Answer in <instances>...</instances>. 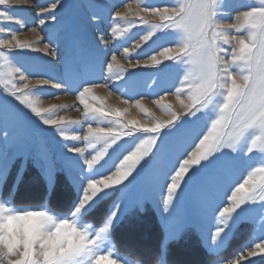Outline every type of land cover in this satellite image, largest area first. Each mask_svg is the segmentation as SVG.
<instances>
[{"label":"snow or ice","instance_id":"snow-or-ice-1","mask_svg":"<svg viewBox=\"0 0 264 264\" xmlns=\"http://www.w3.org/2000/svg\"><path fill=\"white\" fill-rule=\"evenodd\" d=\"M6 5H9V0H0V6ZM245 7L247 10L238 11L234 22L224 28L221 20L229 14L226 11L229 8L228 0H175L172 6L162 8L144 4L141 11L159 16L163 22L150 24L141 17L140 22L149 27L140 41L147 43L158 31L172 34L175 46L164 47L159 56L182 66L177 70L183 78L175 92L178 97L182 92L187 96L189 103L181 101L186 112L182 117L171 112V119L156 120L151 126L138 127L139 121L136 120L120 124L119 129L94 128L89 123L87 135L83 137L88 141V147L100 143L105 146L91 159L84 157V149L67 143L60 150L50 149L47 145L32 147L26 134L30 128L29 117L18 105L34 114L43 125L55 126L64 141H79L81 137L67 136L60 127L67 123L64 118L57 120L46 117L44 113L52 109L39 107L30 98L34 90L43 94L42 90L30 88L29 83L25 82V72L29 68L18 64L11 50L27 49L31 45L19 41L14 33L12 39H0V46L8 50L7 53L0 51V85L4 89L0 93V189L7 185L13 171L19 182L23 170L30 163L39 170L50 188L62 174L75 192L64 215H58L50 208L26 210L11 207L9 201L0 198V264H123L120 257L112 258L110 230L139 202L122 198L98 217L99 226L96 228L84 223V217L91 215L99 202L109 196L106 189L121 184L132 174L135 165L152 147L157 146V141V151L167 150L173 144L179 145L191 135L201 120H210V128L199 138L195 150L179 163L167 186V198L159 209L170 237L177 235L188 224L187 218L178 210L183 203V192L173 203L181 181H184L185 189L196 184H218L228 173L251 160L253 154L264 159V0ZM64 8L62 0H52L47 8H41L40 14L48 13L49 20L59 23L63 20V14L58 17L57 12ZM11 13L12 9L8 7L0 10V20L12 21L14 17ZM127 16V13L117 12L113 19L125 20L129 26H133L134 22L128 20ZM87 19L91 22L99 17L93 14ZM83 22L71 16L66 21L68 57L65 73L56 80L52 76L39 79L37 84H51L57 89L66 87L70 91H78L82 87L83 90L78 91V98L84 105L85 115L107 118L113 115V110L106 111L87 102L92 89L99 85L85 79V76L90 65L103 63L101 57L106 53L96 41L84 44L77 31ZM39 23L44 25L46 20L40 19ZM232 30L237 35H233ZM4 31V25L0 24V32ZM120 31L113 29V36ZM224 45L231 47L228 49ZM139 48L141 43L133 45V49ZM124 53H129L128 47L124 48ZM52 54L58 55V49ZM225 56L229 58L225 59ZM116 59L113 55L112 60ZM149 60L151 63L146 60L143 67L156 68L163 62L157 55H151ZM107 66L110 70L113 68L112 63ZM138 66L139 60L133 67ZM166 70H169L168 66L158 69L161 73ZM17 74L22 86L14 82ZM163 99L161 96L156 103ZM136 107L142 109L139 101ZM114 115L120 117L123 113L115 110ZM137 132L147 138L140 140L135 151L123 156L115 172L105 174L107 162L100 164V161L108 148L122 137H133ZM184 154L181 152L177 160ZM96 165L100 167H94ZM190 170L191 174L185 180ZM9 195H12L11 191ZM228 200L230 205L220 210L218 217H212L215 230L209 231L206 240L211 250L222 248L228 234L241 223L255 224L259 219L264 231V164L248 172L246 178L235 186ZM202 218L206 219L207 213H202ZM256 256L264 258V236L259 237V242L246 245L227 264H240L241 260L254 264L249 258ZM134 264L139 262L135 261Z\"/></svg>","mask_w":264,"mask_h":264},{"label":"rangeland","instance_id":"rangeland-1","mask_svg":"<svg viewBox=\"0 0 264 264\" xmlns=\"http://www.w3.org/2000/svg\"><path fill=\"white\" fill-rule=\"evenodd\" d=\"M51 2L52 0H9V5L0 6V10L6 7L11 8V14L14 17L8 22L0 20V24H3L5 28L4 32H0V39H12V33H14L19 41L31 45L27 49L11 50L18 64L29 68V71L25 72L27 77L25 82L29 83L30 88L42 90L43 94L36 93L34 90L30 93V98L39 107L52 109L44 113L46 117L57 120L60 117L64 118L67 123L60 127L67 136L79 135L81 137L79 141L71 139L64 141L55 126L43 125L39 118L18 105L29 117L30 128L26 134L34 149L47 145L50 149L60 150L62 145L67 143L84 149V157L91 159L93 155L102 152L105 146L100 143L94 147H88V141L83 137L87 135L89 123L94 128L119 129L120 124L127 123L129 120L139 121L138 127L140 125L151 126L156 120L171 119V112H176L181 117L184 115L186 109L182 107L181 101L187 104L189 100L183 92L179 97L175 92L176 87H180L179 81L183 78L182 73L177 70L182 66L174 65L173 61L163 60L159 56L164 47L175 46L172 34L158 31L147 43L140 41V37L146 34L149 27L140 22L141 17L150 24L163 22L159 16L141 11V7L144 4L161 8L172 6L175 0H62L65 8L57 12L58 17L63 14V20L59 23L49 20L48 13L40 14L41 8H47ZM228 3L229 8L226 11L229 14L221 20L224 28H228L234 22L238 11L247 10L245 5L258 3V0H228ZM117 12L127 13V19L133 21L134 25L129 26L125 20L113 19ZM93 14L99 19L88 22L87 18ZM69 16L84 21L77 28L84 44L96 41L106 53L101 57L103 63L90 65L85 79L99 85L92 89L87 102L89 105L101 107L106 111L113 110V115L107 118H93L91 114L85 115L84 105L78 98V91H82V87L78 91H70L66 87L57 89L51 84H37L39 79L52 76L56 80L65 73V61L68 57L65 24ZM40 19H45L46 23L40 25ZM113 29L121 31L117 36H113ZM232 34L237 35L234 30ZM101 36H103L102 40ZM136 43H141V48L133 49ZM105 45L107 47H104ZM125 47L129 48L127 55L124 53ZM224 47L230 49L231 46L224 45ZM57 49L58 55H53L52 52ZM0 51L8 52L2 46H0ZM113 55L116 56V61L112 60ZM151 55H157L162 59V64L156 68L143 67L146 60L151 63L149 60ZM228 58L225 56V59ZM137 60L140 61V66L133 67ZM109 63L113 64L111 70L107 66ZM165 66H168L169 70L163 73L158 71L159 68ZM14 82L22 86L19 74L16 75ZM3 91V86L0 85V93ZM161 96L164 99L157 104L156 101L160 100ZM125 100L128 102L125 103ZM137 101L142 105V109L136 107ZM15 103L18 104V102ZM115 110H119L123 115L116 117ZM73 121L79 123H71ZM207 128H210V120H201L184 142L179 145L173 144L164 151H157L159 145L157 141V146L152 147L148 154L135 165L132 174L121 184L106 189L109 196L99 202L91 215L84 217V223L92 224L96 228L99 226L98 217L122 198L139 202V204H134L110 230L112 258L120 257L123 264H134L135 261L139 264H157V262L159 264H227L228 261L234 260L246 245L259 242V237L264 236V231L260 227L261 222L257 219L255 224L241 223L236 227L228 234L220 249L211 250L206 243L209 231L214 232L215 230L213 215L218 217L219 211L230 205L228 197L235 186L246 178L248 172L264 164V159L253 154L251 160L234 172L228 173L218 184L208 186L196 184L185 189L184 181H181V187L174 194L173 203L176 202V197L183 192V203L178 206V210L187 218L188 224L177 235L170 237L159 209L162 208V201L167 198V186L171 183V176L175 174V170H178L179 163L195 150V144H198L199 138L206 134ZM146 138V135L137 132L133 137H122L115 145L109 147L104 159L100 161V164L107 162L105 174L115 172L123 156L135 151L140 140ZM63 150L66 151V149ZM181 152L185 154L177 160ZM94 167L98 168L100 165ZM190 174L191 170L185 175V180ZM9 191L12 193L11 196ZM74 195V190L62 174L57 177L55 185L50 188L39 170L30 163L23 170L19 182H17L16 172L13 171L7 185L0 189V198L9 201L11 207L26 210L50 208L58 215L68 212ZM213 209H215L214 213ZM142 212L143 215L150 214L155 225H144L142 230L137 226L132 228L135 221L138 222V216ZM202 213H207L206 219L202 218ZM122 225H125L126 230H118V227ZM135 227L138 233L134 232ZM114 236L118 237L122 247L127 246V248L140 250L139 252H147L150 258H147L144 263L125 254L118 248ZM249 259L254 264H264V258L260 256ZM240 264H248V260H241Z\"/></svg>","mask_w":264,"mask_h":264},{"label":"trees","instance_id":"trees-1","mask_svg":"<svg viewBox=\"0 0 264 264\" xmlns=\"http://www.w3.org/2000/svg\"><path fill=\"white\" fill-rule=\"evenodd\" d=\"M138 217H139L138 222L135 221V223L133 224V227L132 228H134V226H137L138 228H140V230H142V228H143L144 225H155V223L153 222V220H151V217L152 216H150V214H147L146 213L145 215H143V212H142V213L139 214ZM125 225H122V226L118 227V230H126L125 229L126 227H124ZM134 232L135 233L136 232L138 233V231L136 230V227L134 229ZM116 237L114 236L115 243L117 244L118 248L121 251H123L125 254L129 255L132 258H136V259H138L140 261H143L144 263H145V261H146L147 258H150V256L148 255L147 252H139L140 250L133 249V248H127V246H123L122 247V245H121L118 237L117 238Z\"/></svg>","mask_w":264,"mask_h":264}]
</instances>
